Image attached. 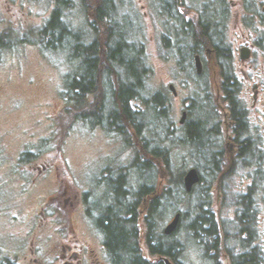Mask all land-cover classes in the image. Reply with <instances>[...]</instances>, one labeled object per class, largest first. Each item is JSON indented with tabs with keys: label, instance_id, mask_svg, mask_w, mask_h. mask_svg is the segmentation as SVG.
Segmentation results:
<instances>
[{
	"label": "rangeland",
	"instance_id": "rangeland-1",
	"mask_svg": "<svg viewBox=\"0 0 264 264\" xmlns=\"http://www.w3.org/2000/svg\"><path fill=\"white\" fill-rule=\"evenodd\" d=\"M88 2L91 7H96L95 0ZM212 2V7L216 6L218 10V20L224 24V3L222 0ZM226 2L227 26L217 28L231 50L232 60L226 62V68L232 67L240 84L239 98L248 112L249 137L259 144L264 156V0ZM163 3L164 0H116L117 14L113 17L121 28L127 24L131 29L128 31L130 42L137 45L138 50L143 49L138 56L142 57L148 69L141 93L144 100L133 104L144 112L149 123L142 137L150 141L152 148L162 146L168 149L174 172L182 170L185 176L198 163L204 179L196 194L192 195L193 198H181L176 207H173L172 201L168 203L162 231L177 213L176 210L190 212L197 195L209 189L214 192V207L219 212L227 242L232 248L237 245L234 239L236 207L233 198L247 193L250 187L259 182L257 172L259 168L264 172V162H261L260 167L255 165L250 169L243 166L242 159H239L240 148L235 146L233 139H229L231 134L227 136L222 124L219 125L221 135L216 137L215 152L222 153L220 169L225 176L219 182L218 176L213 179L210 164L194 157L195 152L184 141L186 129L180 124L182 114L190 101L202 99L208 102L207 98H210L219 115H224L225 103L218 86L221 78L218 72L213 75L207 65L204 74L197 76L194 69L190 73L188 71L192 62L187 66L179 63L181 53L175 47L177 41H172L174 23L170 14L164 15ZM56 6L57 0H0V36L6 37L3 44L9 40L18 43L13 49L5 51L1 49L3 45L0 43V264H6L8 258L17 264H28L22 257L10 255L19 252L16 245L21 243V238L33 236L30 230L33 224L43 221L42 230L37 229L33 237L42 236L48 240L58 236L62 230L65 233L66 228L62 226L68 223L69 211L73 209L79 194L86 190L92 191L95 197L112 194L115 182L120 180L119 170L128 171L136 155L144 154L142 137L132 130V142L129 145L118 133L108 132L102 126H93L79 119L78 115L83 111L65 110L66 104L62 97L64 78L74 67L68 62L66 53L43 51L37 45L39 32L50 21ZM198 6L195 7L196 12ZM205 6L203 3L202 8ZM63 12L66 22L73 29L83 32L85 40L94 39L95 36L100 42L105 39L106 21L100 22L94 13L88 15L84 12L81 0H69V7ZM193 14L196 15L193 12L189 15L193 18ZM167 38L169 43H165ZM245 47L251 48V55L247 61H242L241 50ZM188 59L192 61V58ZM221 63L224 64L223 61ZM171 85L176 89V96L170 90ZM104 88L101 87L102 93ZM107 89L110 88L107 86ZM157 94H163L166 106L169 105L167 118L171 123V132L168 131L167 122L157 118L151 110L150 102ZM94 102L95 98L90 97L85 108L89 110ZM208 116L207 109L194 110L191 115L188 113L187 123L191 119ZM218 121L214 120L213 125ZM24 154L33 156L31 163L21 162ZM156 164L160 170L158 174L143 180L131 170L128 171V182L132 190H137L143 181L156 186L155 197L166 199L167 203L166 190L176 189V177L170 174L163 160L158 159ZM35 167L42 169L45 183L33 192L34 189L30 190L29 187ZM108 169H111L108 175L102 176ZM27 182L28 186L25 187ZM260 183V193L256 196L261 211L258 246L264 253V181ZM63 195L64 199L70 201L66 206L62 202L59 209H52L51 204L46 202L51 196L62 198ZM149 199L141 200L143 204L140 206L149 208ZM110 202L111 199L106 198L104 203ZM41 206L44 211L40 216ZM36 215L39 216L36 218ZM190 218L188 215L187 220ZM187 220L179 226L176 235L173 234L167 240L184 243L180 261L183 264H217L211 257L204 256L202 249L188 239ZM142 224L141 214L139 242L142 255L157 263L158 258L150 255L145 244ZM229 238L232 241L229 242ZM226 258L220 255L218 264H227ZM104 259L108 264V258Z\"/></svg>",
	"mask_w": 264,
	"mask_h": 264
},
{
	"label": "trees",
	"instance_id": "trees-1",
	"mask_svg": "<svg viewBox=\"0 0 264 264\" xmlns=\"http://www.w3.org/2000/svg\"><path fill=\"white\" fill-rule=\"evenodd\" d=\"M81 1L84 12L88 15L90 12L94 13L93 15L100 22L106 21L105 39L100 42L93 35L94 39L85 40L83 32L73 29L66 22L63 11L69 7V0H57V6L50 21L39 32L40 40L37 45L43 51L66 53L68 62L74 67V70L64 78L62 97L66 104L65 110L67 112L83 111L78 115L79 119H84L86 123L93 126H102L108 132H116L125 143L131 145L130 130L142 137L143 132L149 127L144 112L138 109L139 107L133 106L137 101L144 100L141 93L148 69L143 63L142 57L138 56L143 49L138 50L137 45L130 42L129 28L125 24L121 28L120 23L114 19L117 14L116 0H95L96 7H91L88 0ZM212 1L214 0H164L162 4L166 16L173 15V13L180 16L178 15L180 11L189 14L193 12L198 15L196 18V15L193 14L192 23L186 25L185 30L183 28L182 32L177 34L178 41L175 47H178L185 60L192 58L195 51L203 52L205 49L216 50L220 62L228 63L232 60L231 50L219 35L221 31L218 30L220 29L218 26H227V2L222 0L224 3V24H221L216 14L218 10H216V6L212 7ZM203 3L206 4L204 8H202ZM196 4L199 5L197 12ZM214 24L216 27L213 28ZM5 38L0 36V43L3 45L1 49L4 51L18 45L17 41L13 43L10 40L7 44H3ZM167 42L169 43L168 38L165 39V43ZM221 67L224 72L218 86L223 94L226 112L220 116L210 98H207L206 109L209 116L204 119H191L190 123H187L188 120H186L184 124L186 129L184 141L195 152L196 160H205L210 164L211 176L213 179L218 176V182L222 176H225V173H221L220 169L222 153L215 152L216 137L221 135V131H219L221 124L226 128L227 136L228 133L231 134L229 139H233L235 146L240 148L239 159H242L243 166L250 169L255 165L260 167L261 162H264L259 144L249 137L250 123L248 112L239 98L240 84L232 67L226 68V64L222 63ZM138 68L140 70H137ZM189 69H192L191 65L188 66L190 73ZM102 86L105 88L108 86L110 89L105 90L104 88L102 93ZM90 97H94L95 102L87 110V101ZM109 97L110 99H107ZM150 103H152V112L157 118L167 122L168 131L171 132V123L167 118L169 105L166 106V97L163 94H157ZM198 103H200L198 100H194V105L189 107L190 115L194 110L201 108ZM216 117L217 119H215ZM221 117L222 121L220 122ZM214 120L219 121L213 125ZM141 140L146 151L143 150L142 156L140 153L136 155L128 171L132 170L140 179L144 180V178L159 173L156 162L160 159L164 161L170 174L175 175L177 186L175 190H166L165 197L169 199L166 203V199L155 197L157 195L156 186L145 181L140 184L137 190H132L128 182V171L119 170L120 180L115 182L112 194L106 195V198H110L111 202L106 206H99L103 215L101 224L108 236L107 246L112 253L110 257L114 264H165L162 258H169L175 264H183L180 261V255L184 251V243L167 241L171 236L163 234L162 223L168 203L172 201L171 204L176 207L181 198L186 196L193 198L192 195L196 194L195 192L204 181L200 172L201 166L198 163L195 164L201 175V182L188 195L182 186L184 173L182 170L180 172L176 170L178 173L174 172V165L171 164L168 149H163L162 146L152 148L147 138L142 137ZM32 157L31 154H24L21 162L29 164L32 162ZM110 171L111 169H108L106 172ZM257 175L256 178L259 177L260 180L258 179L259 182L256 185L250 187L247 193L239 194L233 198L236 207L234 239L237 245L232 248L227 242L228 239L223 229L225 226L222 225L221 219L218 217L219 212L214 207V192L207 189L199 193L190 212L183 213L176 210L177 213L182 214L180 225L188 219V215L191 216L186 224L188 239L202 249L204 256L211 257L210 259L217 264L220 255L227 256V264H264V253L258 246V220L261 211L256 198L261 189L260 181H264V172L259 168ZM147 197L150 198L149 208L141 207L140 205L143 204L141 200ZM141 214L145 230V244L150 255L158 258L157 263L148 261L142 255L139 242ZM176 233L174 234L176 235ZM230 241L232 240L229 238Z\"/></svg>",
	"mask_w": 264,
	"mask_h": 264
},
{
	"label": "flooded vegetation",
	"instance_id": "flooded-vegetation-1",
	"mask_svg": "<svg viewBox=\"0 0 264 264\" xmlns=\"http://www.w3.org/2000/svg\"><path fill=\"white\" fill-rule=\"evenodd\" d=\"M178 13L180 16L175 15L176 13L170 15L175 27L172 36V41L174 43L175 41H178L177 34L182 32L183 28L185 30V26L191 24L193 19L189 13H182L181 11ZM249 49L251 51V48ZM179 56L180 64L185 63L186 65L189 62H192L190 64L192 68L190 71H193L194 69L197 76H202L204 74L205 65H207L209 71L213 75H217L218 72V75L222 77L224 71L222 67L220 68L221 62L219 61L217 51L214 49H205L203 52L195 51L192 55V61L190 59L185 60L183 57L184 55L180 54ZM197 56L200 57L203 65V72L201 75H198L196 71ZM217 68H219V71H217ZM194 100L190 101L189 106L194 105ZM198 101L200 102L198 103L199 106H201L199 110L206 109L207 101L205 102L202 99H198ZM189 106H185L184 111H186L187 114L189 113ZM33 171L34 175L31 182V188L29 187V189H34L33 192H35L36 189H39L45 183V174L42 173L40 167H35ZM107 175L108 173H102V176L104 177ZM30 178L31 177H29L28 182L30 181ZM28 182L25 184V187L28 186ZM29 189L27 190L29 191ZM105 199L106 196L104 195L95 197L93 192L89 190L80 193L73 209L69 211L68 223H64L62 226L66 228L65 233L62 230L58 233V236L48 240L47 238H42V236L33 237L36 235L37 229L42 230L43 221L40 220L37 224H33V226L30 227L33 236L21 238V243L16 245V249L19 252L13 253L10 257H22L28 264H107L104 259L105 257L108 258V264H114L110 257L112 256V253L107 246L108 236L101 224L103 215L99 210V206H106L104 203ZM69 201L70 199H64L63 195L62 198L51 196L46 202L48 205L51 204L52 209H59L61 208L60 206H62V202H64V206H66ZM39 210V215H43L44 207L41 206ZM39 215H36V218ZM41 234L42 231L40 235ZM6 264L17 263L11 261V258H8Z\"/></svg>",
	"mask_w": 264,
	"mask_h": 264
},
{
	"label": "water",
	"instance_id": "water-1",
	"mask_svg": "<svg viewBox=\"0 0 264 264\" xmlns=\"http://www.w3.org/2000/svg\"><path fill=\"white\" fill-rule=\"evenodd\" d=\"M264 12V8H263ZM250 49L245 47L241 50V60L247 61L250 58ZM196 71L198 75H201L203 72V65L201 63L200 57H196ZM170 90L174 93V95H177L176 89L173 85L170 86ZM187 112L184 111L182 114V118L180 121L181 125H184L187 120ZM201 181V175L197 168H191L189 169L184 177V188L187 193H192L194 191V188L200 183ZM182 220V214L176 213L172 220L166 225L164 228V235L165 236H172L178 229L181 224ZM163 262L165 264H175L172 262L169 258H162Z\"/></svg>",
	"mask_w": 264,
	"mask_h": 264
},
{
	"label": "bare ground",
	"instance_id": "bare-ground-1",
	"mask_svg": "<svg viewBox=\"0 0 264 264\" xmlns=\"http://www.w3.org/2000/svg\"><path fill=\"white\" fill-rule=\"evenodd\" d=\"M125 22H126V20H125ZM122 26V25H121ZM130 26V25H129ZM123 27H124V25H123ZM126 27H128V25L126 24ZM129 28V27H128ZM127 29V28H126ZM125 29V30H126ZM130 29V28H129ZM129 29H128V31H129ZM124 30V31H125ZM131 30V29H130ZM126 32H127V30H126ZM130 32V31H129ZM205 33V32H204ZM127 34V33H126ZM202 36V35H201ZM181 50V49H180ZM261 116V115H260ZM249 133V132H248ZM126 154V153H125ZM201 182V181H200ZM183 187H184V182H183ZM184 190H185V188H184ZM185 192H186V190H185ZM187 193V192H186ZM187 194H191V193H187ZM163 234H164V232H163Z\"/></svg>",
	"mask_w": 264,
	"mask_h": 264
}]
</instances>
